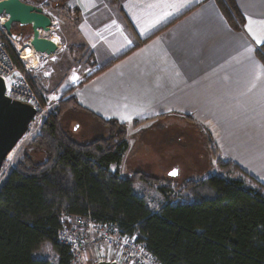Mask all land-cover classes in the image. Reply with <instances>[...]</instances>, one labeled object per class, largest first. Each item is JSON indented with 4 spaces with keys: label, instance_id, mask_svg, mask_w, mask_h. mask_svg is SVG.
I'll return each instance as SVG.
<instances>
[{
    "label": "trees",
    "instance_id": "1",
    "mask_svg": "<svg viewBox=\"0 0 264 264\" xmlns=\"http://www.w3.org/2000/svg\"><path fill=\"white\" fill-rule=\"evenodd\" d=\"M108 1L117 6V0ZM215 2L231 27L240 30L244 17L235 0ZM256 53L264 65V46ZM32 85L36 89L34 81ZM71 92L72 87L45 115L38 133L18 149L14 166L0 183V264H67L69 250L56 240L63 214H90L117 223L162 264H264V184L234 161L216 157L219 168L237 177L185 179L181 186L191 200L181 202L171 193L176 179L141 170L125 176L118 168L112 170L129 146L125 124L96 116L107 132L77 140L62 126L67 112L80 109ZM136 181L158 187L164 202L157 210L137 194ZM44 242L55 252L52 259L36 252Z\"/></svg>",
    "mask_w": 264,
    "mask_h": 264
},
{
    "label": "crops",
    "instance_id": "2",
    "mask_svg": "<svg viewBox=\"0 0 264 264\" xmlns=\"http://www.w3.org/2000/svg\"><path fill=\"white\" fill-rule=\"evenodd\" d=\"M44 1L54 4V15L70 9L75 22L66 41L93 56L86 76L106 67L74 86L80 106L74 113L116 119L125 124L127 141L137 130L193 124L216 157L264 184V69L256 53L264 43L254 39H264V0H235L244 17L240 30L215 0H117V6L108 0ZM125 158L111 169L125 173ZM133 185L140 196L146 186L163 197L156 185Z\"/></svg>",
    "mask_w": 264,
    "mask_h": 264
},
{
    "label": "rangeland",
    "instance_id": "3",
    "mask_svg": "<svg viewBox=\"0 0 264 264\" xmlns=\"http://www.w3.org/2000/svg\"><path fill=\"white\" fill-rule=\"evenodd\" d=\"M28 1L33 2L30 4L37 6H39L38 4H42L53 21L50 31L45 34L42 33L51 42V51L35 53L26 60L20 58L18 48L29 42L32 35L30 26L21 27L18 24H13V35L8 34L9 38L5 37L4 40L9 44L16 57H18L20 68L26 69V66L31 67L28 70L29 78L31 81H34L36 89L44 101V110L41 112L42 114H37L29 124L27 132L5 159L0 170V183L9 169L14 166L18 149L25 146L38 133L43 118L57 103L58 99L70 87H72V92L68 95L76 98L74 86L80 85L90 76H86L87 72L85 70L87 65L91 64V58L93 57L84 48L83 51H78L74 49L75 45L66 41L69 32L74 28L75 22L66 13L70 9L66 8V12L62 10L63 13H60L61 10H58L59 14L54 15L52 13L56 8L54 4L50 5L44 0ZM77 46L86 47L83 45ZM77 110L79 109L67 112L65 117L68 116V118L62 123L65 130L71 132L77 140H90V136L93 134L99 136L101 135V129H107L103 124L88 117L85 113H82L83 115L74 113ZM76 122H79L80 126L74 129L73 127ZM179 124L178 127L174 125L166 126L160 130H154L153 127L148 130L143 129L131 132L128 136L130 144L125 152L126 162L125 173L123 174L130 176L132 170H135V168H145L144 172L161 177L175 166H178L179 176L172 178L176 179V184H172L171 193L179 197L178 201L181 200L183 202L191 200V196L187 190L181 186V182L185 179L205 178L212 174L221 175L225 178L237 177L238 174L236 172H227L216 165L214 146L209 141V138L203 135L195 125ZM181 138H183V141L179 140ZM142 190L144 191V197L148 200L149 207L152 210H157L163 197L150 187L144 186ZM37 254L46 259L55 257L51 244L40 247Z\"/></svg>",
    "mask_w": 264,
    "mask_h": 264
},
{
    "label": "built area",
    "instance_id": "4",
    "mask_svg": "<svg viewBox=\"0 0 264 264\" xmlns=\"http://www.w3.org/2000/svg\"><path fill=\"white\" fill-rule=\"evenodd\" d=\"M6 19V15H0V76L5 82V94L33 106L35 118L43 112V102L29 78L31 67L20 68L4 40L9 38L2 26ZM178 198L176 195L175 200ZM56 240L69 250L67 264H90L104 259L120 264H162L134 235L124 233L117 223L101 222L90 214H63ZM88 260L91 262L86 263Z\"/></svg>",
    "mask_w": 264,
    "mask_h": 264
},
{
    "label": "water",
    "instance_id": "5",
    "mask_svg": "<svg viewBox=\"0 0 264 264\" xmlns=\"http://www.w3.org/2000/svg\"><path fill=\"white\" fill-rule=\"evenodd\" d=\"M7 19L2 24L6 32L11 35L13 24L30 26L32 35L29 39L34 51H51V42L42 35L51 29L52 20L44 13L40 6L26 3L22 0H0V15ZM36 115V109L20 100L13 99L5 94V82L0 76V169L19 140L27 132L28 126ZM176 170L177 175L170 173ZM170 178L179 176V168L175 166L168 173ZM90 264H120L114 260H99Z\"/></svg>",
    "mask_w": 264,
    "mask_h": 264
},
{
    "label": "bare ground",
    "instance_id": "6",
    "mask_svg": "<svg viewBox=\"0 0 264 264\" xmlns=\"http://www.w3.org/2000/svg\"><path fill=\"white\" fill-rule=\"evenodd\" d=\"M38 53L34 51L32 45L30 42H27L26 44L22 45L20 48H18V55L20 56L21 59H27L29 56ZM10 155V153H9Z\"/></svg>",
    "mask_w": 264,
    "mask_h": 264
},
{
    "label": "snow or ice",
    "instance_id": "7",
    "mask_svg": "<svg viewBox=\"0 0 264 264\" xmlns=\"http://www.w3.org/2000/svg\"><path fill=\"white\" fill-rule=\"evenodd\" d=\"M248 31H249V33L252 32V28H251V20H249ZM254 39L256 40V43H257V44H262V43H264V39H262L260 36H254ZM249 51H252V50L249 49ZM257 63H258V62H257ZM258 66L261 67L262 69H264V65H259V64H258ZM177 174H178V173H177L176 170H173V171L170 173V175H173V176H175V175H177Z\"/></svg>",
    "mask_w": 264,
    "mask_h": 264
},
{
    "label": "flooded vegetation",
    "instance_id": "8",
    "mask_svg": "<svg viewBox=\"0 0 264 264\" xmlns=\"http://www.w3.org/2000/svg\"><path fill=\"white\" fill-rule=\"evenodd\" d=\"M13 35V34H12Z\"/></svg>",
    "mask_w": 264,
    "mask_h": 264
}]
</instances>
